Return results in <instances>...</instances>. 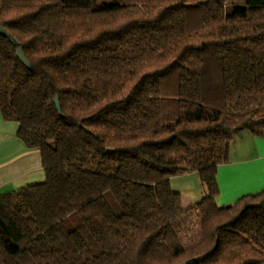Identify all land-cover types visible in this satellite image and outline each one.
Here are the masks:
<instances>
[{
  "label": "trees",
  "instance_id": "1",
  "mask_svg": "<svg viewBox=\"0 0 264 264\" xmlns=\"http://www.w3.org/2000/svg\"><path fill=\"white\" fill-rule=\"evenodd\" d=\"M0 27V112L45 174L0 195V264L264 262V189L220 205L216 177L264 138V0H0Z\"/></svg>",
  "mask_w": 264,
  "mask_h": 264
},
{
  "label": "crops",
  "instance_id": "2",
  "mask_svg": "<svg viewBox=\"0 0 264 264\" xmlns=\"http://www.w3.org/2000/svg\"><path fill=\"white\" fill-rule=\"evenodd\" d=\"M18 123L6 121L0 112V195L43 182L45 174L38 149H29L17 136ZM220 205L233 203L239 197L264 189V138L249 131L235 133L230 143L228 162L217 169ZM173 190L190 205L202 197L196 173L172 177Z\"/></svg>",
  "mask_w": 264,
  "mask_h": 264
},
{
  "label": "water",
  "instance_id": "3",
  "mask_svg": "<svg viewBox=\"0 0 264 264\" xmlns=\"http://www.w3.org/2000/svg\"><path fill=\"white\" fill-rule=\"evenodd\" d=\"M0 33L7 35V32L4 29H2V27H0ZM54 103L56 105L58 112L61 113V105H60L58 97L54 98Z\"/></svg>",
  "mask_w": 264,
  "mask_h": 264
},
{
  "label": "rangeland",
  "instance_id": "4",
  "mask_svg": "<svg viewBox=\"0 0 264 264\" xmlns=\"http://www.w3.org/2000/svg\"><path fill=\"white\" fill-rule=\"evenodd\" d=\"M262 264H264V262Z\"/></svg>",
  "mask_w": 264,
  "mask_h": 264
}]
</instances>
